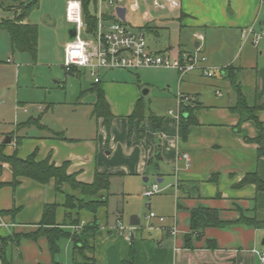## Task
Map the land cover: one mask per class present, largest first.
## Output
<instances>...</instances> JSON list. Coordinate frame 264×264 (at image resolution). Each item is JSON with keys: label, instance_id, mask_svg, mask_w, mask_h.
<instances>
[{"label": "crops", "instance_id": "crops-1", "mask_svg": "<svg viewBox=\"0 0 264 264\" xmlns=\"http://www.w3.org/2000/svg\"><path fill=\"white\" fill-rule=\"evenodd\" d=\"M173 1L175 8L156 12L146 0H126L119 7L124 9V20L117 17L132 29L127 12H140L143 22L135 32L150 34L156 41L153 45L147 43L150 51H168L172 56L199 49L206 57V32H213L217 43L214 51L223 53L229 44L234 45L235 50L223 66L206 60L203 66L212 71L232 66L238 59L237 50H243L248 43L252 45L251 37L246 34L250 28L256 34L263 33L261 42L264 48V29H261L264 27V0ZM113 12L116 13V9L107 16ZM106 19L110 20V17ZM23 24L34 25L28 18ZM3 53L8 54L7 47ZM234 68L242 92L241 75L249 74L253 78L249 96L243 94L250 104L263 107L255 112V116L264 133V73L252 66H249L250 72L242 66ZM81 71L76 69L69 75H79ZM101 72L98 83L92 79L90 90L98 84L104 93L113 115L109 129L100 118L96 119L95 127L85 124L80 132L69 134L63 122V125L42 122L41 116L37 115L48 109L43 107L41 111L36 109L34 117L19 120L15 131H3L4 138L0 143L10 139L4 149L7 156L17 151L20 159L34 153L38 162L50 157L56 167L67 163V174L82 184H92L96 172L108 175V192L99 193L105 205L95 214L78 208L68 209L65 207L67 197L85 202L95 199L72 190L68 185L56 192L54 181L40 185L20 178L19 185L12 188L9 185L12 172L8 165H3L0 182L5 186L0 189V211L9 214L0 217V240L36 231L44 207L50 205L56 206L55 224L71 237L60 240L59 253L54 257L43 236L36 240L19 238L17 243L7 242L3 254L0 250V264H121L129 259L131 247L134 250L133 264H264L253 252H264L261 249L264 247V192H257L251 184L238 187L247 173H256L264 182V157L258 158V147L245 141L259 135L255 124L246 121L239 125L240 116L230 110L236 104L231 87H226L225 96L217 90L214 91L217 97L209 98L204 97L195 82L189 79V76H195V72L179 77L178 87L191 101L185 105L193 108L192 119L196 122L182 140L177 134L178 119L175 118L179 116L178 103L172 116L168 114L170 111L161 117L152 114L162 119L159 132L153 129L148 116L141 122L135 120L130 128L128 118L136 103L142 102L140 86L108 84L103 82L105 76L100 75ZM221 78H226L223 72ZM0 90L3 95L8 92L4 86ZM92 97L93 106L96 95L93 93ZM18 105L19 110L25 108L20 103ZM32 127L36 130H31ZM149 176L155 181L149 183ZM115 178L124 182L119 193L122 201L124 196L135 191L143 192L154 183L160 185L157 195L165 194L153 205H147L149 213L144 217L149 222L146 226H142L136 210L129 211L121 206L111 208L113 196L110 190ZM197 208L216 211L219 221L229 225L206 228L200 237L191 235L190 246L186 247L185 238L190 235V212ZM150 213L163 217L164 222L149 219ZM241 216L256 219L258 226L236 224ZM95 222L94 229L85 230ZM118 223L130 230L119 232L116 229ZM174 227L177 233L171 235L169 231ZM127 234L130 241L125 239Z\"/></svg>", "mask_w": 264, "mask_h": 264}, {"label": "rangeland", "instance_id": "rangeland-1", "mask_svg": "<svg viewBox=\"0 0 264 264\" xmlns=\"http://www.w3.org/2000/svg\"><path fill=\"white\" fill-rule=\"evenodd\" d=\"M67 1L39 0L38 7L30 12L28 21L37 27L38 32L35 58L27 53H19L14 50L10 45L7 32L0 31V88L4 86L8 90L6 95H3L0 90V141L4 138L3 131L13 132L17 129L16 125L19 124V120L23 119L25 121L29 117L37 115V106H41L42 109L48 107L45 113L37 115L41 116L42 122L50 121L59 125L63 122L68 128L69 134L80 132L85 124L93 127L96 125V119L91 114L93 109L91 105L93 92L90 90L93 84L92 78L85 70L81 71L79 75H69L63 68V46L68 41L67 31L71 27L65 22L64 18ZM127 1L129 2V0ZM27 2L29 0L5 2L4 6L9 7V9L0 7V19L13 18L15 11L16 13L18 11L16 10L18 5ZM88 10L90 13L95 14L93 4L89 5ZM111 12L112 9H109L107 14ZM127 19L133 31H137L143 22L140 12L132 14L128 11ZM261 29H264V27ZM206 33L207 50L205 56L207 59L205 57V61L211 60L223 66L233 54L234 45L229 44V48L223 53L214 51L217 43L213 32L207 31ZM259 34H262V32ZM144 36L149 45L156 43L150 34ZM6 47L8 54L4 55L3 49ZM262 50L263 55H260ZM236 56H238V59L234 60L232 66H242L247 72L251 71L249 66H252L259 73H264V48H262L261 41L257 47L248 43L243 50H237ZM242 64L249 65L244 66ZM221 68L223 67H218L213 71L209 70L210 77L203 76L200 71L196 70L194 71L195 76H189V79L195 82L204 97L216 98L214 91L217 90L225 96L226 87L230 85L226 78H221ZM100 75L105 76H103L105 78L103 82L108 84L140 86L141 103L146 117L150 114L160 117L166 116L169 111L174 115L177 111V96L182 89L178 87L179 74L176 71L164 68H146L136 72L120 69L104 71ZM240 78L243 79V92L246 96H249L248 94L253 87V78L249 74H242ZM183 81H185L184 78ZM18 103L28 109L27 114L23 113L22 109V111L19 110ZM190 103L191 101L186 102L187 105ZM191 106L194 107L193 104ZM31 130H36V128L32 127ZM149 178V183L155 181L152 176H149ZM123 188L124 182L121 178L112 180L110 190L113 196L110 202L111 208L121 206L129 211L136 210L142 226H146L149 222L144 217L149 213L147 205H153L165 193L145 198L141 194L142 191H135L130 196H124L122 201L119 193ZM150 211L153 212V209ZM261 249H264V247H261Z\"/></svg>", "mask_w": 264, "mask_h": 264}, {"label": "trees", "instance_id": "trees-1", "mask_svg": "<svg viewBox=\"0 0 264 264\" xmlns=\"http://www.w3.org/2000/svg\"><path fill=\"white\" fill-rule=\"evenodd\" d=\"M7 1L15 2V0H0V7L9 9V7L4 6L5 2ZM38 1L39 0H29V2L26 4L20 3L16 8V10L19 12L17 11L16 13L15 11V17L13 19H3L0 21V31L7 32L12 48L19 53H27L33 58H35L37 52V27L34 25L23 24V22L26 18H28L30 12L38 7ZM79 1L82 5L83 21L86 25V30L89 34H92L97 27V0ZM90 4L94 5L95 14L89 12L88 7ZM74 70L76 69H72L68 74H71ZM235 70L236 69L232 66H228L222 70L223 74L226 75L232 91L236 95V104L230 110L240 116L239 125L246 121H252L255 124L257 130L259 131V135L256 138L246 139L245 141L247 143L255 144L258 147V158L264 157L263 128L262 124L255 116V112L262 109L263 107L250 104L242 92V87L237 80ZM94 85L95 86L92 87L91 91L96 95V101L93 105L92 116L95 119L101 118L106 129H109L110 123L113 120V115L110 113V109L105 101L103 91L98 87V84ZM185 104L186 103H182L179 105V116L177 121V134L182 140L186 139L189 127L196 124L194 119H192L193 108H189ZM194 108L196 109L197 106H194ZM144 118L145 116L142 103L141 101H138L135 105L133 113L128 118L130 128L135 120L141 122ZM148 120L153 129L156 132H159L162 119L150 114L148 116ZM19 144L20 140L17 141L16 146L18 147ZM5 147L6 145L4 143H0V177L3 170V165H8L12 172V181L9 184L12 188H16L19 185L18 180L20 178L32 180L40 185H46L50 181H54L56 192H61L63 185H68L72 190L80 191L82 195L95 199L85 202L83 200H75L73 197H67L65 207L68 209L78 208L79 210H85L95 214L98 208L105 205V201L102 197H99V193L101 191L108 192V175H102L96 172L92 184H82L77 182L74 176L67 174V163H64L60 167H56L50 162V157L38 162L36 161V155L34 153L28 156L26 159H20L17 155V151H15L12 155L7 156L4 153ZM248 184L254 185L257 192H264V182L257 177L256 173L245 174L244 178L238 184V187ZM3 186H5V184L0 182V189ZM55 210V205L44 207L42 219L36 231L26 235H14L13 237L7 239H1V253L3 254L7 242L17 243L19 238L36 240L38 237L43 236L47 240L48 249L51 256L54 257L57 255L59 253L60 240L70 238L71 235L68 232L59 229L55 224ZM7 214L9 213L0 211V217ZM95 224L96 222L90 227H87L85 230L89 231L94 229ZM236 224L248 227H256L259 223L256 221V219H247L241 216L238 221H236ZM228 225V223H222L219 221L218 213L216 211L205 208H197L192 210L190 212V235L186 236L185 245L186 247L190 246V239L191 235L193 234H197L196 236L200 237L206 228H225ZM75 243H77V239H75ZM133 256L134 250L131 247L129 259L122 262L121 264H133ZM52 264L58 263L53 262Z\"/></svg>", "mask_w": 264, "mask_h": 264}, {"label": "built area", "instance_id": "built-area-1", "mask_svg": "<svg viewBox=\"0 0 264 264\" xmlns=\"http://www.w3.org/2000/svg\"><path fill=\"white\" fill-rule=\"evenodd\" d=\"M150 3L151 9L156 12L167 11L175 8L173 0H146ZM126 0H97V27L96 30L89 34L83 21L82 5L79 0H69L65 5V22L74 27L76 35L73 40L68 41L64 46L63 68L66 73L72 69H82L89 73L94 83L99 82L98 74L101 71L127 70L136 72L146 68H164L176 71L179 77L200 71L203 76L210 77L209 69L203 66L205 57L199 49L191 53H181L172 56L168 51L152 52L149 50L145 36L141 32H135L122 22L115 12L107 16V11H113ZM78 4V6H76ZM106 17H110L106 19ZM251 37L252 45L257 47L262 39V34H256L250 28L246 32ZM178 105L189 102V98L184 97L181 93L177 96ZM39 111L41 106H37ZM24 113L28 112L25 107L22 108ZM170 116L173 113H168ZM178 119V117H175ZM187 159V156H184ZM160 192L158 183H154L150 188L143 190L142 196L151 198ZM149 219H157L164 222L163 217H158L150 213ZM119 232L130 230L125 228L122 223L116 225ZM169 233L176 235L177 228H171ZM125 239L130 241L129 234ZM255 252L260 261L264 263V252Z\"/></svg>", "mask_w": 264, "mask_h": 264}, {"label": "water", "instance_id": "water-1", "mask_svg": "<svg viewBox=\"0 0 264 264\" xmlns=\"http://www.w3.org/2000/svg\"><path fill=\"white\" fill-rule=\"evenodd\" d=\"M116 14H117V16H118L121 20H124V19H123V16H124V9L117 8V9H116ZM75 35H76V30H75V28H74V27H70V28L68 29V31H67L68 40H69V41L73 40L74 37H75ZM9 143H10V139L7 138V139L4 141V144H5V145H8ZM136 225H137V224H136Z\"/></svg>", "mask_w": 264, "mask_h": 264}, {"label": "clouds", "instance_id": "clouds-1", "mask_svg": "<svg viewBox=\"0 0 264 264\" xmlns=\"http://www.w3.org/2000/svg\"><path fill=\"white\" fill-rule=\"evenodd\" d=\"M76 6H78V4Z\"/></svg>", "mask_w": 264, "mask_h": 264}]
</instances>
